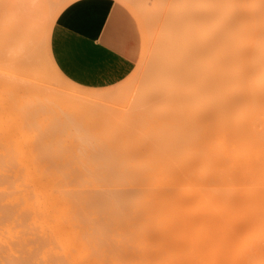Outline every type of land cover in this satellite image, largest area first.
Instances as JSON below:
<instances>
[{
  "label": "bare ground",
  "instance_id": "6f19581e",
  "mask_svg": "<svg viewBox=\"0 0 264 264\" xmlns=\"http://www.w3.org/2000/svg\"><path fill=\"white\" fill-rule=\"evenodd\" d=\"M26 1L32 9L38 0ZM214 1L217 4L222 1L228 10L236 8L239 2ZM241 1L244 2L241 22L233 25L231 17L235 15L229 17L228 10L221 8L210 15L216 18L211 22L213 27L218 25L221 32L211 38L200 37L199 33L197 38L193 29L191 33L195 32L197 39L181 41V48L187 46V53L191 47L198 55L191 58L185 52L187 62L192 63L189 70L172 71V64L168 69L172 72L162 78L152 70V84L149 83L152 86L143 90L154 94L143 90L139 94L155 98L164 94L170 98L165 104L171 102L164 109L153 110L149 103L147 106L141 101L131 108L128 105L122 112L118 109L122 107L115 108L110 103L111 107L104 102L101 105L88 98L80 99L78 95L69 97L52 89L48 92L47 88V95L37 91L39 95L43 93L41 98L31 94L35 93L31 86L17 92L21 97L28 90L36 99L25 98L26 93L27 104H21L22 98H18L21 110L17 114L25 108L26 117L21 118V113L14 120L1 117L0 264H149L152 244L149 247L148 241L153 235L157 243V250H153L157 255L155 264H264V0ZM191 2L196 4L194 0ZM188 10L180 16L184 18L183 27L195 18L191 12L192 18H187ZM206 14L202 16L207 20ZM195 21L191 24L198 23ZM186 26L192 31L191 25ZM193 27L199 32L205 30L203 25ZM185 29L181 28L182 35ZM234 31L242 33V41L235 37ZM45 49L41 47V53L47 54ZM34 55L32 59L37 61ZM148 59H143L145 64ZM142 76L143 73L139 77ZM28 78L26 81L34 80ZM114 109L121 112L119 119L125 120L116 117L119 123L109 133L110 128H115L108 125L110 118L115 120ZM40 111H45L46 116H36ZM83 118L96 125H100L96 123L100 119L108 122L103 126L107 133L91 130L93 133H89V129L82 127L85 124H80ZM184 122L191 128L188 126L182 140L194 148L165 150L170 147H165L167 133L179 135L178 124L185 126ZM149 143L154 148L145 154L143 148ZM136 159L144 161L136 165L133 163ZM177 215L179 220L174 218ZM192 217L200 219L202 226L220 224L223 229L234 223H254L261 236L257 239L249 236L250 240L244 237L248 240L247 244L244 241V250L233 232L235 237L221 239L211 235L221 226L216 231L207 228L215 232L207 235V239L196 238L191 243L196 247L190 248H199L208 254L206 257L196 253L198 257L183 256L184 260H180L174 254L169 262L163 261V248L183 246L174 239L177 243L171 242L169 231L174 225L186 227ZM157 218H162L165 229H156L160 222ZM176 229L179 231V227Z\"/></svg>",
  "mask_w": 264,
  "mask_h": 264
},
{
  "label": "rangeland",
  "instance_id": "374dc122",
  "mask_svg": "<svg viewBox=\"0 0 264 264\" xmlns=\"http://www.w3.org/2000/svg\"><path fill=\"white\" fill-rule=\"evenodd\" d=\"M33 1H36V0H33ZM33 1L31 0V2H33ZM191 1H193V0H151L150 4L137 6V7L133 8L134 14L137 15V20H138V24L136 26V32H135L136 42L131 43L127 49L134 56V58L136 60V67L134 68V70L132 71V73L129 76H127L125 79H123L122 81H120L114 85H111L108 87H103V88H86V87H82V86H79L77 84H74L73 82H71L70 80H68L66 77H64L61 74V72L56 68V66L52 62L50 55H49V48H47L48 47L47 45H48L50 25L55 20L56 15H57V13H58L61 5H62V2H60V0H38L37 1L38 3L34 2L35 4L32 5V3H30V1H29V4H31L32 6L36 5L35 7H32V9H30V6H28V4L26 3L27 2L26 0H0V108L3 107L0 109V114H1L0 115V122L4 118H5V120H12V118H13V120H14L16 115H18L19 113H21V115H22L21 118L26 117L27 114L24 110L25 109L24 107H23L24 109L21 112L19 111L17 114V111L20 109L19 108L20 105L18 106V104H19L18 98H20V99L22 98V100H20V101H22V102H20L21 104L22 103L27 104L24 100L25 98L29 99L31 97L32 101H34L36 99L35 95L31 96V94H38L42 90L44 95L45 94L47 95L48 92L50 91V89L55 90L56 92H58L61 95H67L69 97L70 96L77 97L75 95H78V96H80V99H81V97L82 98H88L90 100H93L94 102L96 101L97 104L102 103L101 105L106 104V106H107V104H108V106H109L110 104H113L112 106L115 108H118V107L124 108V109L118 108V109L122 110V112H125V110H127L126 108L128 107V105H130L129 108H131L132 104H135V103L137 104L141 101L146 102L147 106L150 105V107H152L151 109H153V108L155 109V107L157 109H159L160 107H161L160 109H162V108L164 109L165 106H167L169 103H171L169 101V103L165 104L170 99L169 97H167L168 98L167 99L164 94L162 95V97H161V95L157 96V98L154 97L155 95L153 97H152V95L151 96L150 95L145 96L146 93H148V94H154V93L146 92V90L145 91L143 90V88L145 89L146 87H147L146 89L149 90V88H151L150 86H152V85H150V84H152L151 82L153 79V78L151 79V75L153 72L152 70H155L154 73H156V74L159 73L161 78L164 77L163 75H167L175 69H177L178 71H182V72H186L187 70H189V68H190L189 64H192V63L187 62L185 56L187 54L189 55V53H190L189 57H191V58L195 57L196 58V57H198V55H197V52H195V49L194 48L191 49V47H190V50H187L188 51V53H187L186 49H185L187 46L184 49L181 48V47H183L182 46L183 44L181 41L184 40L185 38L192 41L193 38L195 39L197 37V36L195 37V35L196 34L198 35L199 33L201 34L200 37L205 36V38H211L214 34H216V32H218V33L221 32L220 31L221 27H219L218 25L213 27V24L211 22H214L213 19L215 17L213 18L210 15H213L212 13H214L218 10H221V8L223 11H226V9H227V8H224L222 1H219L217 4V3H215L214 0H202V1L201 0L200 1L194 0V2L196 4H193V5L190 4ZM239 5L241 6V8L238 7ZM190 6H193V7L196 6L197 8L194 7L195 9L194 8L192 9V7L190 8ZM189 8L191 10H188ZM238 9H239V12L237 11ZM185 10L186 11L188 10L187 18H192V17H189L190 12H191L190 15H193V13H194L195 18L193 17L194 20L191 19V22L198 19L199 22L195 21V23L201 22L199 26L202 27V25H203V27L204 26L208 27V28L202 27V29H205V30H207V32L208 31H210V32L206 33L205 30L204 31L201 30L199 32L198 30H200V29L196 30V28L193 27L195 25L197 27H199L197 25L198 23L197 24H194V22L192 24H191V22L188 23L187 20H189V19H187L185 21H187V23L189 25H191L190 28L192 29V31L190 30V32H189L188 31L189 29L187 30V28H188L186 26V25H188L187 23L183 27V24H185V23L183 22L181 24V19L183 20L184 18H180V16L182 17L181 14H183V12ZM195 10H198L200 13L196 12ZM233 10H235V11H233ZM229 11H231V12H229ZM242 12L244 13V2H242L241 0H239L236 8H233L231 10L229 9L227 11L228 15L231 14V15H229V17L232 15H235V16L231 17V19H233L235 22L230 19L233 25H234V23H236V21H237V23H239V21L241 22V20H243L244 15ZM202 13L204 15H205V13H207L206 14L207 20L210 19L209 17H211V19L208 20L210 23L206 22L207 20L204 19V17L202 16L203 15ZM199 14H201V15L199 16ZM242 16H243V18L241 19ZM235 17L236 18L239 17L240 20H239V18L236 19ZM203 20H205V21H203ZM202 22L205 24H203ZM210 24L212 25V27H210ZM181 25H182V27H181ZM181 28H182V31H183V29L186 28L185 29L186 33H184L185 35H182L183 32H181ZM210 28L212 30L214 29L215 31L214 30L212 31ZM193 29H195L194 30L195 32L197 31L196 34H195V32L191 33V32H193ZM233 30H234V28H233ZM187 31H188V34H187ZM170 32H171V34H169ZM209 33H211V34H209ZM234 33H235V37H237V36L239 37V38L237 37L238 40L240 38L243 39V37H242L243 35L241 32L234 31ZM238 33H240V34H238ZM168 35L171 37H169ZM197 38H199V35ZM177 39H179V40H177ZM242 39H240L239 41H242ZM44 44H45V46H44ZM180 44H182V45H180ZM33 46H36V47L38 46L40 49H41V47H42V49L43 48L45 49V47H46L45 52L47 54L41 53V51H43V50L40 51V49L34 48V50L36 49L35 52L37 51V53L34 52L38 58L37 61L35 60L36 62L32 59V56L34 55V53H33L34 50L31 47H33ZM188 46H189V44H188ZM175 47H177V48L175 49ZM30 48H31V50H30ZM182 49H183L184 53H183ZM166 50H168V51H166ZM29 51H31V54ZM161 51L164 53V55ZM176 52H177V54H179V52H180V54H183V55H177ZM185 52H186V55H184ZM165 53H167V54H165ZM159 55H161V56H159ZM168 55H170V56H168ZM19 56H21L23 58H20ZM164 56H166V57H164ZM24 57H25V60H24ZM26 57L29 60H27ZM165 58H167V59H165ZM143 59L144 60L148 59L149 62L147 64H145V61ZM23 60H24V63H23ZM26 60L28 62H25ZM138 60L141 61V63L137 64ZM29 61H30V63H29ZM180 61H181L182 65H181ZM186 62L188 64V66L186 65ZM25 63H27V64H25ZM165 63H168L169 65H167ZM172 64H174V65H172ZM156 65H158V67H156ZM161 65L163 68L161 67ZM170 65H172V67ZM166 66H169V67L166 68ZM173 66H175V67H173ZM25 67L27 68V70ZM170 67H171L172 71L168 70V69H170ZM28 68H29V70H28ZM140 68H142V70ZM159 68H160V70H158ZM180 68H183V69L180 70ZM138 69H140V71L143 73L142 77H139L142 75V73ZM149 69H151V72L147 73L150 71ZM143 70H144V72H143ZM164 70H166V71H164ZM167 71H169V72H167ZM138 72L141 74H138ZM145 72L147 74H144ZM154 73H153V75H154ZM31 77L35 81L32 80ZM27 78L31 79L32 81L31 80L26 81ZM27 82H29V83H27ZM34 85L39 87V88H37V87L34 88L35 87ZM26 87L32 88V90L35 91V93H31L29 95V93H27L28 90L25 89L27 92L23 93V95L19 92L21 94V97H18L17 92L22 91ZM45 88H47V90L49 89L48 92L46 91ZM141 90H143V92H146L144 94L145 98L143 95H141L143 93L139 94L141 92ZM37 91H40V92L37 93ZM150 91H152V90H150ZM29 92H32V91L29 90ZM152 92H154V91H152ZM43 93H41V95L38 94L39 96H37V97L41 98ZM25 94L27 97L24 96ZM139 95H141L140 98H142V96H143V100L142 99L140 100V98L138 97ZM32 97H34L35 99ZM160 97H161V101H159ZM163 97H165V99H167V100H164ZM23 100H24V102H23ZM37 100L39 101V99H37ZM26 101H27V99H26ZM30 101H29V104H30ZM148 103H149V105H148ZM175 103L177 104V101H175ZM178 103H179V101H178ZM97 104H96V107L99 106ZM9 105L11 107H9ZM120 105H124V106H120ZM177 105L182 106V109H183V105H181L180 103ZM37 106H39L38 103H37ZM157 106H159V107H157ZM109 107H111V105ZM118 109H116V110L114 109L116 112V115L114 117L115 120H116V117L119 121L125 120L124 118L119 119L120 115H118V114H120L121 112L118 111ZM157 109H155V110H157ZM2 110L4 112H2ZM5 111H7V112L5 113ZM40 112H39L40 115L38 114L36 116H40V117L46 116V114L44 113L45 111H42L43 113L42 112L40 113ZM3 114H5V115H3ZM19 116H18V118H19ZM9 118H11V119H9ZM46 118H49L48 115ZM126 119H128V118H126ZM83 120L84 121H82V119H81L80 124H81V126L85 124L82 127L86 130L89 129L88 130L89 133H93L91 131H94V133L96 131L98 133H104V132L107 133V131H106L107 129L104 130V127H103L105 125L104 123L109 122L108 125H110V127L113 126V128L115 126V123H116V126L119 123L118 120L115 121L113 118H110L108 120V122H104V123L101 121V119H100L101 122L99 120H97L96 123L100 124V125H96L95 123H92L90 121L87 122L88 120H85V118H83ZM113 123H114V125H112ZM80 124H79V126H80ZM91 124L93 127L91 126ZM183 124H185V126H183L182 124H178V127L180 128L179 129V135H181V137H179L178 133L175 134V137H173L174 134L170 135L167 133V136L169 138L166 137V139L169 142L166 140V146L165 147L168 148V145L170 147L168 149H165V150L176 151V150H183V149L186 150V148H187V151H188L189 149L192 150L194 148L193 144H191V143H188L189 145L187 143L185 144L184 141L182 140V138H184L185 135L187 134V132L189 131V127H190L189 123L186 124V122H184ZM86 125L90 126V128H88ZM85 126L87 128H85ZM116 126L114 129L110 128V132L109 131L108 132L112 133L111 131L115 130ZM186 126H187V129H186ZM208 127L211 130L212 127L211 126H208ZM182 128H183V131L181 130ZM178 137H179V140H181V141L178 140ZM171 138H173L172 139L173 141L171 140ZM174 141H175V144H173ZM171 142H173V143H171ZM183 143L185 145H183ZM178 144H180V146H182L181 149H179L180 147ZM173 145L174 146L176 145V147H173ZM153 148L154 147L152 146V144L149 143V144L144 146L143 151L145 152V154H148V152H151V150ZM174 148H176V149H174ZM140 160H141V162H140ZM143 161H144L143 159H136L133 161V163H135L136 165H139V164H142ZM176 217H177V219H175V220H179L180 216L177 215L174 218H176ZM188 219L189 220L192 219V220L188 223V225H186V227L184 226V228L183 227L181 228L178 225H174L176 227H173L169 231V233H170L169 237H171L169 239H172V241L171 240L170 241L171 242L179 241L178 243H182L183 246L179 247V246H176L172 243L174 246L169 245L168 247H165V249L163 248L164 251L163 250L161 251V259L163 261L166 260L167 262H169V257L171 256V258H174L173 257L174 254H175L174 256H176V258L178 257V259H180V260L181 259L184 260L183 256H188V258L189 257H198V256H201V257L203 256V258L206 257L208 254H204V251L200 250L199 248H195V250H192L196 246H194V247L191 246V243L196 238H202L203 239L206 237V239H207L208 236L214 235L216 238L219 236V237H221V239H223V238L225 239V237L228 239L230 237L232 238V236L235 237V235L232 234V232H233L234 234H236V236L238 235L237 241L240 245V249L246 250V244H247L248 240L245 241L246 238H244V237L248 238L249 236H251L252 238L257 239L258 237L261 236L260 235L261 230L258 228L256 229L257 226H255L254 223H253V225H251L249 223L246 225L244 222H243V224L237 223L238 225L236 223H234L235 225L232 224L234 227L230 226V225H229L230 227H228V225H226L227 228H225V229H223V227H222L223 225L221 226L220 224H218V225L216 224L217 228H218V226H219V228H221V227L222 228L219 229L216 233H213L217 230V228L214 226L215 224L214 225L211 224V225H213L212 227H206L207 225H204L205 226L204 227V226H202L203 224L201 223L200 219H195L194 217H192L191 219L190 218H188ZM156 220L160 221L156 225V229L157 228L160 229L161 227L164 228V226L161 225L162 218H157ZM200 223L202 225H200ZM211 225H208V226H211ZM250 225L253 227H251ZM177 227H179V231H178V229H176ZM247 227H251V229L247 228ZM207 228H209V229L212 228L215 231L213 230V232H210L212 230H209ZM252 228L254 229V231ZM159 229H157V230H159ZM259 230H260V233H259ZM249 231L251 232V235L249 234ZM174 233H175V235H173ZM211 233H213V234H211ZM209 234H211V235H209ZM154 236L155 235H153L148 241L149 244L150 243L152 244V247H151V244L150 245L148 244V246L151 247V252H152V255L149 257V264H155L156 260H157L156 259V257H157L156 252L153 251L157 248L156 247L157 243L155 242L156 236L155 237ZM172 236H175V237L172 238ZM222 236H224V237H222ZM176 237H178L179 240ZM251 237H249V238H251ZM173 239H174V241H173ZM218 239H220V238H218ZM244 241L246 244L244 243ZM174 243L176 244L177 242H174ZM244 244H245V247H243ZM153 245L155 247H153ZM190 248H192V249H190ZM190 250H191V252H190ZM244 250H243V252L245 254L246 251H244ZM172 251H175V252H172ZM178 251H179V253H178ZM186 251H189V252H186ZM196 253L198 256L196 255ZM199 253H201V255ZM170 254H172V255H170ZM185 259H187V257H185Z\"/></svg>",
  "mask_w": 264,
  "mask_h": 264
},
{
  "label": "crops",
  "instance_id": "0c3cea01",
  "mask_svg": "<svg viewBox=\"0 0 264 264\" xmlns=\"http://www.w3.org/2000/svg\"><path fill=\"white\" fill-rule=\"evenodd\" d=\"M60 2L50 25L48 48L61 74L86 88L108 87L129 76L136 67L127 49L136 42L138 20L133 8L150 4L151 0ZM81 49L92 56L83 55Z\"/></svg>",
  "mask_w": 264,
  "mask_h": 264
}]
</instances>
